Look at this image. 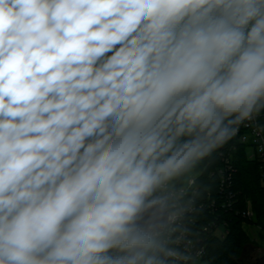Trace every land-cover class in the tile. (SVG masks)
Wrapping results in <instances>:
<instances>
[{"label":"clouds","instance_id":"obj_1","mask_svg":"<svg viewBox=\"0 0 264 264\" xmlns=\"http://www.w3.org/2000/svg\"><path fill=\"white\" fill-rule=\"evenodd\" d=\"M261 117L264 0H0V264H180L193 176Z\"/></svg>","mask_w":264,"mask_h":264},{"label":"built area","instance_id":"obj_2","mask_svg":"<svg viewBox=\"0 0 264 264\" xmlns=\"http://www.w3.org/2000/svg\"><path fill=\"white\" fill-rule=\"evenodd\" d=\"M259 122L264 124V117H261ZM235 140L244 145L245 149L243 150L246 159L257 164L260 180L264 185V134H254L251 128H242L240 136ZM248 147L252 149L250 152L247 151ZM237 150L235 147L230 149L228 155L223 157L224 166L217 169V173L221 177L217 194H214L213 190L200 193L196 185L197 175L193 176V182L182 200V211L173 223L172 239L174 244L172 246L186 257L180 264H202L209 239L212 237L223 239L225 237L227 221L221 215V211L233 204V194L229 192L225 194V191L229 190L231 185V159L235 157ZM180 187H186V185L182 183ZM241 215L244 218L242 228L251 241L255 239L251 229H254L256 234L260 233L264 236L262 226L249 222V219L253 217L249 202ZM256 245H258L257 249L254 250V247L250 249L252 259L263 263L264 244L257 243ZM254 251H257L255 257H253Z\"/></svg>","mask_w":264,"mask_h":264},{"label":"trees","instance_id":"obj_3","mask_svg":"<svg viewBox=\"0 0 264 264\" xmlns=\"http://www.w3.org/2000/svg\"><path fill=\"white\" fill-rule=\"evenodd\" d=\"M238 149L231 159L232 177L229 190L232 193L233 204L221 211L227 221V233L223 239L210 238L202 264H264L252 259L250 249L253 242L242 228L244 218L241 213L250 203L253 211L249 222L262 226L264 229V185L260 180L257 164L250 162L244 156V145L236 140L222 148L213 160L202 165L203 171L197 175V187L200 193L213 190L218 193L221 177L217 169L224 166V159L230 149ZM196 215V214H195ZM199 216V215H198Z\"/></svg>","mask_w":264,"mask_h":264},{"label":"rangeland","instance_id":"obj_4","mask_svg":"<svg viewBox=\"0 0 264 264\" xmlns=\"http://www.w3.org/2000/svg\"><path fill=\"white\" fill-rule=\"evenodd\" d=\"M252 149H251V147H248L247 148V151L248 152H250ZM255 239L252 241L253 242V247H254V250L255 249H257V247H258V245H256L257 243H261V244H264V236L262 235V234H260V233H258L255 237H254ZM260 247H261V245H260ZM256 254H257V251H254V256L253 257H255L256 256Z\"/></svg>","mask_w":264,"mask_h":264},{"label":"crops","instance_id":"obj_5","mask_svg":"<svg viewBox=\"0 0 264 264\" xmlns=\"http://www.w3.org/2000/svg\"><path fill=\"white\" fill-rule=\"evenodd\" d=\"M251 232H252V234H253L254 236L257 235L254 229H251ZM249 238H250V237H249Z\"/></svg>","mask_w":264,"mask_h":264}]
</instances>
